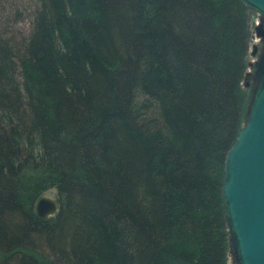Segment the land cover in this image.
I'll use <instances>...</instances> for the list:
<instances>
[{"label": "trees", "instance_id": "1", "mask_svg": "<svg viewBox=\"0 0 264 264\" xmlns=\"http://www.w3.org/2000/svg\"><path fill=\"white\" fill-rule=\"evenodd\" d=\"M34 1L26 41L0 38V264H228L253 10Z\"/></svg>", "mask_w": 264, "mask_h": 264}, {"label": "water", "instance_id": "2", "mask_svg": "<svg viewBox=\"0 0 264 264\" xmlns=\"http://www.w3.org/2000/svg\"><path fill=\"white\" fill-rule=\"evenodd\" d=\"M241 1L264 18V0ZM255 31L256 36H264L261 21ZM256 53L257 46L253 44L250 54ZM254 79L255 89H251L246 120L224 161L222 194L228 256H232L234 264H264V51L256 62ZM34 211L45 219L57 213L58 204L53 198L41 196Z\"/></svg>", "mask_w": 264, "mask_h": 264}, {"label": "rangeland", "instance_id": "3", "mask_svg": "<svg viewBox=\"0 0 264 264\" xmlns=\"http://www.w3.org/2000/svg\"><path fill=\"white\" fill-rule=\"evenodd\" d=\"M35 10L34 0H0V38L8 40L9 43L14 41L16 47L26 41L32 27L33 15ZM250 36L253 35L250 42L246 57V71L241 82L242 93L244 97V120H246L247 108L251 102L252 90L255 89L254 72L256 70V62L259 54L264 51V36H256L255 27L257 23L262 22L264 25V18L256 11L251 13ZM257 46V53L251 56V46ZM247 85V87H245ZM243 126V125H242ZM42 196L56 198V191L54 189L46 190ZM228 232V231H227ZM228 264H234L232 256H228Z\"/></svg>", "mask_w": 264, "mask_h": 264}]
</instances>
